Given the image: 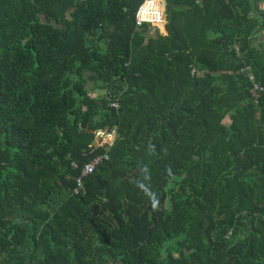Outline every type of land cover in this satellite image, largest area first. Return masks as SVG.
Instances as JSON below:
<instances>
[{"label": "trees", "instance_id": "trees-1", "mask_svg": "<svg viewBox=\"0 0 264 264\" xmlns=\"http://www.w3.org/2000/svg\"><path fill=\"white\" fill-rule=\"evenodd\" d=\"M144 1L0 0V264H264L261 10Z\"/></svg>", "mask_w": 264, "mask_h": 264}, {"label": "built area", "instance_id": "built-area-1", "mask_svg": "<svg viewBox=\"0 0 264 264\" xmlns=\"http://www.w3.org/2000/svg\"><path fill=\"white\" fill-rule=\"evenodd\" d=\"M261 6L264 7V0H262ZM162 20L163 18L161 17L160 11L156 6L155 0H145L137 12V25L141 26L145 22H150L153 25H157ZM242 70H248V76L253 81L252 93L255 94L254 96L256 97V94L259 92H264V85L254 81V76L251 73L250 68H244ZM98 162L99 158L94 159L90 164L86 165V167L83 169V173L86 174L91 172L95 164ZM81 184V178H78V186L75 188L76 193H78V187H81Z\"/></svg>", "mask_w": 264, "mask_h": 264}, {"label": "crops", "instance_id": "crops-1", "mask_svg": "<svg viewBox=\"0 0 264 264\" xmlns=\"http://www.w3.org/2000/svg\"><path fill=\"white\" fill-rule=\"evenodd\" d=\"M199 1V0H197ZM156 6L160 11L161 17L163 20L159 22L156 27L158 28L159 34L166 35V30H165V24H166V13H165V7H166V2L165 0H155ZM251 7L253 9L258 8L261 10L260 16H262V19H264V7L261 6L262 0H249ZM256 41L255 45H258L259 43L263 42L264 43V27L259 28V32L256 34ZM236 51H238V48L236 46L234 47ZM246 68H250V66H246ZM251 70V68H250ZM252 73V72H251ZM253 74V73H252Z\"/></svg>", "mask_w": 264, "mask_h": 264}, {"label": "rangeland", "instance_id": "rangeland-1", "mask_svg": "<svg viewBox=\"0 0 264 264\" xmlns=\"http://www.w3.org/2000/svg\"><path fill=\"white\" fill-rule=\"evenodd\" d=\"M155 25V24H154ZM156 26V25H155ZM91 85V84H90ZM101 94V93H99ZM101 138V137H100ZM105 143H112V138L109 135H105L103 139L99 142L100 145H103Z\"/></svg>", "mask_w": 264, "mask_h": 264}]
</instances>
